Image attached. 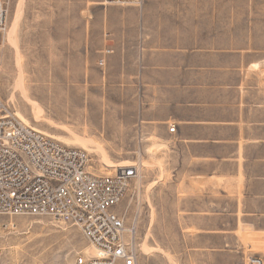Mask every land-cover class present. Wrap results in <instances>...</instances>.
Segmentation results:
<instances>
[{
  "label": "crops",
  "instance_id": "obj_1",
  "mask_svg": "<svg viewBox=\"0 0 264 264\" xmlns=\"http://www.w3.org/2000/svg\"><path fill=\"white\" fill-rule=\"evenodd\" d=\"M255 5L87 0L80 16V68L111 102L104 137L167 143L183 264L264 256V0L261 21Z\"/></svg>",
  "mask_w": 264,
  "mask_h": 264
},
{
  "label": "rangeland",
  "instance_id": "obj_2",
  "mask_svg": "<svg viewBox=\"0 0 264 264\" xmlns=\"http://www.w3.org/2000/svg\"><path fill=\"white\" fill-rule=\"evenodd\" d=\"M245 1L256 4L254 13L261 21L262 0ZM6 2L7 27L0 36V98L26 125L67 146L87 150L96 175L138 165L139 178L116 207L125 216L127 237L136 244L138 264H183L182 251L177 250L182 243V235L177 234L181 220L171 215L168 224L165 154H161L167 143L104 137L108 132L102 123L111 103L104 98L108 92L88 84L79 61V20L87 0ZM245 24L236 23V35L242 34ZM117 103L116 98L113 104ZM94 253L76 225L49 215L0 214V264H73L79 254ZM248 260L223 255L218 263L249 264Z\"/></svg>",
  "mask_w": 264,
  "mask_h": 264
},
{
  "label": "built area",
  "instance_id": "obj_3",
  "mask_svg": "<svg viewBox=\"0 0 264 264\" xmlns=\"http://www.w3.org/2000/svg\"><path fill=\"white\" fill-rule=\"evenodd\" d=\"M142 6L145 0H105ZM8 7L0 0V36ZM104 65V60H100ZM175 130V126L170 128ZM91 156L23 123L0 98V214L49 215L80 228L94 255L79 254L73 264H138L136 244L128 238L124 214L116 207L140 176L136 164L96 175ZM249 264H264L250 256Z\"/></svg>",
  "mask_w": 264,
  "mask_h": 264
},
{
  "label": "bare ground",
  "instance_id": "obj_4",
  "mask_svg": "<svg viewBox=\"0 0 264 264\" xmlns=\"http://www.w3.org/2000/svg\"><path fill=\"white\" fill-rule=\"evenodd\" d=\"M94 249V248H93ZM95 254V253H94Z\"/></svg>",
  "mask_w": 264,
  "mask_h": 264
}]
</instances>
